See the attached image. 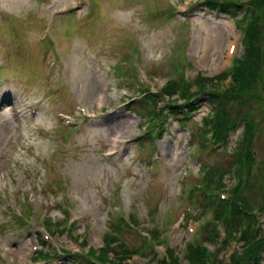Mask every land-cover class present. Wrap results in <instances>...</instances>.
<instances>
[{
	"label": "rangeland",
	"instance_id": "1",
	"mask_svg": "<svg viewBox=\"0 0 264 264\" xmlns=\"http://www.w3.org/2000/svg\"><path fill=\"white\" fill-rule=\"evenodd\" d=\"M180 1L86 0L83 11L67 19L57 17L51 35L59 41V51L71 64L69 86L65 88L64 81L53 75V52L49 51L46 56L44 53L53 43H43L39 36L47 12L73 0H2L8 13L0 19L3 43L0 46V78L4 79L0 87V152L6 137L14 136L11 152L4 160L0 159V176L6 174L9 182L4 190L8 201L0 200V259L4 263L19 264L21 257L26 258L30 253V243L35 244L39 237L36 229L9 214L8 204L14 206L21 218L28 206L29 219L37 224L47 223L55 232V245L63 252L52 254L51 264H68L65 251L76 248L83 239L87 242L86 249L101 247L113 205L127 215L134 214L137 222L166 231L167 245L181 252L182 242L188 238L183 223L197 212L192 194H187L190 183L200 180V171L207 172L201 168L202 163L223 172L221 182H228L224 164L231 159L229 153L241 141L246 125L238 122L217 151L208 144L192 154L191 143L199 140L202 117L209 111L208 93L205 91L195 97L197 108L188 118L180 113L177 117L167 115L165 109L163 123L159 126L161 137L157 136L154 141L158 159L154 171L149 173L147 162L153 147L149 146L150 142L137 138L140 131L134 126L140 116L151 113L152 106L146 108L139 102L136 104L138 113L133 112L132 100H128L132 90L122 89L111 74L115 61L125 58L127 66L120 60L116 68L118 74L132 82L138 69L145 67L157 90L161 91L167 88L165 74L170 73L173 79H178L176 68L168 57L173 49L170 57L175 62L185 55L183 50L188 51L191 69L187 74L197 84H201L196 81L198 76L212 77L226 63L224 52L231 36L239 38L234 61L242 56L244 44L240 43L241 36L235 30H238L244 9L234 18L224 10L214 18V8H208L201 1L189 8V13L195 15L191 21H186L183 16L174 17ZM258 15L257 24L264 26V8L258 10ZM44 25L46 28L47 23ZM261 37L259 44L264 50V33ZM138 48H144L143 58L134 56L132 60L127 56L131 51L137 55ZM203 85H207L203 90L217 88L214 80L205 81ZM101 87L109 89L103 112L93 108ZM174 88L175 85L170 89ZM252 90L253 98L242 100V103L233 101L229 109L231 115L238 114L237 120L247 117L255 123L251 150L256 176L243 193L249 206L260 208L258 223L263 228L264 76L257 79ZM256 95L263 101L259 102ZM168 98L177 104L172 101L175 95L169 94ZM25 102L38 104L34 116L28 114ZM75 104L81 105L88 116L80 128L64 140L61 138L64 128L59 124L58 115L66 116ZM118 130L125 132L113 147L109 145V137ZM112 149L116 150L113 156L103 155L104 150ZM215 176L218 178L220 174L214 175V181ZM142 183H145L144 189H139ZM60 188L71 201V215L78 218L71 235L56 231L55 221L64 217L54 205L61 195L57 194ZM172 222L175 223L170 225ZM117 229L121 230L119 233L124 240L120 247L136 250L141 245L137 252H147L135 231L119 226ZM205 233L206 229L199 232L195 243L206 246ZM232 244L237 250L242 247L241 242ZM231 249L232 246H227L220 252L216 263L222 259V264H226ZM175 261L188 264L182 255ZM131 264L153 263L149 257L137 255ZM242 264H264V255L257 263Z\"/></svg>",
	"mask_w": 264,
	"mask_h": 264
},
{
	"label": "trees",
	"instance_id": "2",
	"mask_svg": "<svg viewBox=\"0 0 264 264\" xmlns=\"http://www.w3.org/2000/svg\"><path fill=\"white\" fill-rule=\"evenodd\" d=\"M222 7L226 10L225 12L230 15L232 18L240 11V6L237 3L230 2L229 4H223ZM264 8V0H251L250 5L246 9L250 14V18L248 21V29H246V35L244 37V50L242 54V59H238V62L235 67V72L233 75V83L229 87V89L224 93H215L209 95V100L213 103L215 114H216V136H219L222 139L227 137L226 131L232 129L235 126L236 119L239 118L238 114L231 115L230 106L233 101L242 102V100H246L254 97V92L252 88L260 77L264 76V55L261 51V46L259 42L262 39V33H264V26L257 24L259 23V15L258 13H254L256 10H260ZM258 25V26H257ZM201 80L200 91H203V83L208 80L205 77H199ZM255 98L262 102L263 99L256 95ZM191 99H185L184 105H175L171 104L168 107V113L177 114L180 110V107H183L187 113L192 112L196 108V101H190ZM246 119L247 117H243L241 119ZM249 126H247L242 140V149L241 154L245 156V163L248 168V172L253 167V159L254 154L251 150V138H252V126L253 123L251 121L248 122ZM239 150V149H238ZM253 171L251 175L248 176L247 180L243 183V190H247L249 187V181H254ZM264 196V195H263ZM247 209V204L245 201H242L241 198H237L236 200H232L230 202V206L227 207L223 205V208L220 209V213L217 215V219L221 218L223 223L231 229L235 224H242L246 218H249L247 212L243 209ZM236 228L234 227V229ZM242 240L245 242L243 250L238 254H234L232 256L231 261L235 263L238 261L239 264L248 261L258 259L261 254L264 252V233H258L257 229H253L248 224L244 225L242 231ZM107 242V240H106ZM199 250V259L195 261L192 257ZM91 254L95 252L90 249ZM109 251H112L110 248H102L98 251L96 256L103 259L104 261L109 260L112 264H122L120 260H114L112 258H108ZM188 260L192 262V264H204V258L211 259L209 264H213L212 259L214 256H208L204 254V249H199V245L190 251L186 256ZM81 258V259H80ZM193 259V260H192ZM86 259L84 256L75 255L69 260V264H86ZM208 264V262H206Z\"/></svg>",
	"mask_w": 264,
	"mask_h": 264
}]
</instances>
